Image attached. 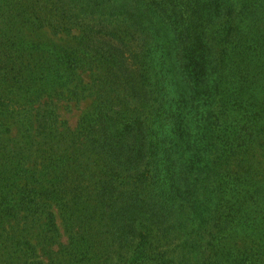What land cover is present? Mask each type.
<instances>
[{
    "label": "trees",
    "instance_id": "obj_1",
    "mask_svg": "<svg viewBox=\"0 0 264 264\" xmlns=\"http://www.w3.org/2000/svg\"><path fill=\"white\" fill-rule=\"evenodd\" d=\"M45 28L74 42L38 58L26 36ZM1 38L0 87L20 86L35 110L24 128L73 169L41 241L60 239L57 204L76 264H264L250 251L264 231L247 237L264 219V0H0ZM86 71L102 101L64 149L49 103L79 96Z\"/></svg>",
    "mask_w": 264,
    "mask_h": 264
},
{
    "label": "rangeland",
    "instance_id": "obj_2",
    "mask_svg": "<svg viewBox=\"0 0 264 264\" xmlns=\"http://www.w3.org/2000/svg\"><path fill=\"white\" fill-rule=\"evenodd\" d=\"M26 37H28L27 44L25 43L26 49H30V41L35 42L31 44L38 45L37 49H34L38 58L41 57L42 50L48 51L57 47L56 51H58L61 49L60 46L74 42V39L65 37L63 34L57 35L52 28L32 32ZM57 44L59 46H56ZM19 49L23 55L24 46L20 45ZM29 57L26 56V59ZM97 83H99V75L86 71L79 96H72L70 92H67L62 100H51L49 103L48 109L53 111L57 120L53 134L56 138L55 142L65 140L64 149L69 146L74 147L76 142L78 143L79 139L91 129L90 125L96 118L102 101L99 98L100 92L95 86ZM19 88L20 86L14 83L8 85L6 82L2 88L0 87L3 90V96H0V264H76V261L81 258V243H78L79 240L75 237L72 222L67 221L68 214L57 204L54 210L59 215L60 239L56 237L57 242L52 240L47 245L41 241L42 235L47 233L45 230L47 216L46 214L43 216L44 205L49 199L54 202L56 194H60L67 200L70 193H66V185H59V182L69 177L73 169L70 168L71 166L63 165L62 157L67 155L64 150L56 149L41 141L36 133H31L29 123L27 128H24L26 115L35 110L26 94L12 95L17 93ZM54 149H56V155L51 162L47 159ZM67 157L71 158L70 155ZM87 166L89 165L86 164ZM83 167L85 163L79 168L83 169ZM55 170L61 174L58 179L53 178L56 175ZM95 174L96 180L99 181L101 174L97 167H95ZM8 177L12 179L7 180ZM133 183L134 181H126L127 185ZM67 186L69 190L85 191L89 185L82 183ZM64 189L65 191L60 192ZM82 199L85 200L83 197ZM28 205H31L34 210H31ZM257 206L258 204L255 208ZM263 220L248 224L247 237L250 238V246L251 241L260 242V234L264 231ZM93 241L96 243L100 240L94 237ZM262 243L264 242L261 241ZM254 250L255 252L264 251L262 245L251 246L250 251ZM98 251L101 252V250Z\"/></svg>",
    "mask_w": 264,
    "mask_h": 264
}]
</instances>
